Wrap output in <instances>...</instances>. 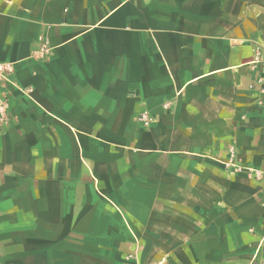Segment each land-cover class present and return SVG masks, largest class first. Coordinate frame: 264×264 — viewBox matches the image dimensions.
<instances>
[{"label":"crops","instance_id":"crops-1","mask_svg":"<svg viewBox=\"0 0 264 264\" xmlns=\"http://www.w3.org/2000/svg\"><path fill=\"white\" fill-rule=\"evenodd\" d=\"M260 47L264 0H0V264L263 262Z\"/></svg>","mask_w":264,"mask_h":264},{"label":"built area","instance_id":"built-area-1","mask_svg":"<svg viewBox=\"0 0 264 264\" xmlns=\"http://www.w3.org/2000/svg\"><path fill=\"white\" fill-rule=\"evenodd\" d=\"M50 54H51L50 46L44 39H41V47L39 51L37 52V59H39L40 61H45L46 59L49 58ZM255 63L257 65H261L264 69V48L263 47H260L258 49ZM2 83L9 85L13 88H18L16 69H15L14 63L0 61V84ZM261 92L264 95V89ZM3 106H4L3 99L0 98V109ZM165 107L169 108V104H167ZM137 119L145 128H149L153 123V117L146 111L140 113L137 116ZM234 157H235V150L232 149L229 154V161L226 162V165L228 167L236 168ZM258 264H264V261Z\"/></svg>","mask_w":264,"mask_h":264}]
</instances>
